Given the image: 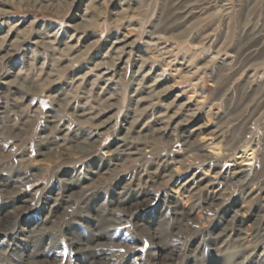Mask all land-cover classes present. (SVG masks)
Returning <instances> with one entry per match:
<instances>
[{
	"label": "rangeland",
	"instance_id": "1",
	"mask_svg": "<svg viewBox=\"0 0 264 264\" xmlns=\"http://www.w3.org/2000/svg\"><path fill=\"white\" fill-rule=\"evenodd\" d=\"M9 1L0 0V264H264V0H184L181 17L174 0ZM116 38L127 45L119 84L94 66ZM41 39L52 47L33 43ZM139 59L152 65L140 86L130 80L148 70L136 71ZM155 78L159 96L145 87ZM186 101L192 116L164 129L158 114ZM82 106L100 118L79 116ZM135 118L128 139L142 161L153 147L172 156L164 187L146 164L158 192L145 207L134 201L136 181L122 187L128 170L113 151ZM97 121L107 123L94 159L73 164L70 147L87 146ZM230 174L228 187L217 184ZM183 191L200 207L179 222L173 201L186 210L196 198L184 203ZM120 209L121 222L104 219ZM168 209L174 230L165 234ZM199 209L212 214L202 240L192 232Z\"/></svg>",
	"mask_w": 264,
	"mask_h": 264
},
{
	"label": "bare ground",
	"instance_id": "2",
	"mask_svg": "<svg viewBox=\"0 0 264 264\" xmlns=\"http://www.w3.org/2000/svg\"><path fill=\"white\" fill-rule=\"evenodd\" d=\"M33 1H34V3L39 2V0H33ZM185 1L184 0H174V2L172 4V6H173V11L172 12H174L175 17H181L182 15H186L187 14L186 13L187 12V10H186V6H187L186 4L187 3L184 4ZM8 2H10V1L9 0H5V3H8ZM173 19H175V18H173ZM172 25H173V22H172ZM170 26H171V24H170ZM42 39H44V38H42ZM42 39L40 41L39 40H35L33 43L36 44V45L40 44L41 46L52 47L50 45L53 44V41H44ZM122 43H123V39L116 38L112 42V45L110 46V51H111L110 52V56L106 58L107 55H104L103 58L100 61L96 62L95 65H94L95 68L98 69L97 70L98 76L104 78L106 80V82L107 81L113 82L114 79H116V82L114 81L115 82L114 84H116V83L119 84L120 82H122L124 80L125 73L121 74V73L118 72L119 71V68H118L119 66L118 65L122 62V53L125 52V48L127 46L126 44H122ZM71 49H72V46L69 47V50H71ZM241 52H242V50H240V52L239 51L237 52V54H238L237 57H239L241 55ZM127 54H130V53L127 52ZM75 57H76V59L78 58V56L76 54L73 55L72 58L74 59ZM123 63H125V68L128 67L127 60L123 61ZM105 65H106V67H104ZM179 66L180 67H184V64L183 63H179ZM146 67H148L147 59L140 60L136 71L138 72V71H140V70H142V69H144ZM151 69H152V65L148 67V70L144 73L142 78H139V79L136 78L135 75L131 74L130 75V80L131 81H135L137 79L136 83L140 86L142 81H143L144 76L145 75L147 76L149 74V72L151 71ZM49 76H51V72H48L46 74V76L44 78V80H45L44 82L49 81V78H48ZM83 76L85 77V74ZM83 76H82L80 82H78L76 86H79V85L82 84L81 81H83V78H84ZM156 76H158V75H156ZM146 78H148V77H146ZM33 81H34L35 86L40 87V88H41V86H43L45 84L43 81L42 82L39 81L38 78L34 79ZM96 83H97V80H95V78L92 79L89 82L85 81V84H89V87H88L89 91H92L94 89V87L96 86ZM158 86H160V81H159L158 78L157 79L155 78L153 83L145 85V87H148L150 89V91H153L154 92L153 95H156V96H159L160 92H161V91L157 90ZM23 88L24 87H23L22 84L17 86V89H19V90L23 89ZM102 89L103 90H102L101 94L103 96L106 92H108L111 89V83L107 86L106 89H104V87H102ZM102 96L100 97V95L97 94L95 99L99 100V99L102 98ZM150 96H152V95H150ZM114 98L115 97H114V95L112 93V94H109V96L106 97L104 99V101H106V103H107L108 100L114 99ZM188 99H190V98H188ZM85 104H86V102H85ZM113 105H114L113 103H107L106 104V108L110 109ZM169 106L170 105H167L166 108H168ZM189 108H190L189 101L182 102V103H180V105L177 108H175L171 112L159 113L158 114V120L161 121V124H163V127L165 129L169 125V122L173 121L175 118H180V116H182V115L184 117L187 116V115L192 116V112L188 114V112L190 111ZM80 109H81V113L79 114V116L80 115L81 116H83V115L89 116L86 119H88V118H90V119H99L100 118V114L99 113H96V114H92L90 112L88 113L87 111H85V107L84 106H82ZM142 112H144V110ZM184 113H187V114H184ZM137 120H138V118L133 119L132 122H131V125L129 126V128H127V130L125 129L126 130V134L121 137V139H120L121 143L118 144L113 149V151H114V153L116 155L119 156L117 161L118 160L122 161V163L127 167V170H128L126 175H123L127 179H125V182L122 185V187H124V186L126 187V186L132 184L131 183L132 181L133 182L136 181L137 184L135 185V190L137 191V189L139 187H142V190L138 189L137 195L135 193L134 197H136V198L133 197L134 201L138 205L142 203L140 206L145 207L150 202V199L153 198V197H151L152 193L157 191V187L154 188V186H153V183L157 181L156 176H153L152 173L147 170L146 164L150 161L151 164L155 165L156 170H160V173H162L161 179L162 178H167L163 183L159 184L161 187H164L163 186L164 183L172 178V171H169V172L166 173L167 163L172 158V156H169L168 152H166L164 148L160 149L159 151H157V150L154 151V147H153V152L150 153L151 157L152 156L153 157L150 158V159H146V158L143 157L144 161H142V153L139 151V148H138L139 144L135 140H129L128 139L129 132H130L133 124H135V122H137ZM182 120H187V119H182ZM178 122H181V120L177 121V123L174 125V127H173V128H175L174 130H176L177 126L179 124H181V123H178ZM79 123H80V125H85L86 121L82 120ZM106 123H107V121H104L103 123L98 122V121L97 122H92L94 130H93V132L90 131V133H89L91 135L90 138H92V139H89V141L88 140H84V142L87 144V146H83V147L82 146H75V147H70L69 146L71 151H73V154H75V156L77 155V157L73 160V164H76V163L83 164V163H87L91 158L94 159V157H92V156L97 151L98 147L100 146L98 137L103 134L102 132H100V130L103 127L106 126L105 125ZM247 123H249V122H242V125H244V124L246 125ZM52 127L56 128V126H52ZM187 135L191 136V133H188ZM68 140H71V138H68ZM47 141L50 143V145H56L57 144L56 141L53 140L52 138L51 139L48 138ZM186 141L188 142L189 139L188 140L186 139ZM151 146H152V144H151ZM214 149L218 150L219 147L214 148ZM58 152H59V156H61L63 159L68 157V156H64V155H67L66 153H63V152L60 153V150ZM208 155L210 156V154H208ZM193 156L199 157L200 155H198L197 153H194ZM88 163H90V162H88ZM193 176H194V173L192 174V177ZM233 176H234L233 174L225 175V177H223V182L217 183V184L218 185L219 184H224V185H226V187H228L229 184L227 185V183H231L230 181H231ZM147 180H149L150 188H145V187H148V186H146L147 182H148ZM230 186H232V185H230ZM184 189H186V187ZM184 193H186V195H184ZM142 195H143V198H142ZM181 195H182V199H184V203L186 201L190 200V199H193L194 197H196V198H195V201H192L191 207L189 209H186V210L184 209V206H182V205H180L178 203V201H176V200L173 201V206H172L171 209L176 213L175 216L177 218H179V220H178L179 222L184 220V218H189V217L192 216V214H191L192 212L191 211L193 209H197V208L200 207V199H201L200 196H198L195 192H191V191H183L181 193ZM254 198L255 197L253 195L252 196L249 195L248 196V201H251ZM167 211L168 212H166L165 215L162 216L163 223L166 225V228L164 230L165 234H167V233L169 234L170 231L173 232V230H174V229H172V227H170L171 225H170V223H169V221L167 219V214L169 213L170 210L168 209ZM123 213H124V210H121V209L117 210V211H113V212L108 213L104 219L110 221V224L114 223V221L115 222H121V220L124 217ZM210 215L212 216L211 213L209 215L205 216L201 209H199L198 212H197L198 223H196L194 229H192V232L195 231V234L198 235V236L201 233V236H202V237L200 236L201 240L203 239V234L205 232V231H203L204 227H203V224H201V222L202 221L210 222L211 221V219L209 217ZM202 216H204L203 219H202ZM183 233H184L183 236H181L180 238L183 240V242H186V243L189 242L190 238H188V237H189V234L191 233V229L190 230L186 229L185 231H183Z\"/></svg>",
	"mask_w": 264,
	"mask_h": 264
},
{
	"label": "snow or ice",
	"instance_id": "3",
	"mask_svg": "<svg viewBox=\"0 0 264 264\" xmlns=\"http://www.w3.org/2000/svg\"><path fill=\"white\" fill-rule=\"evenodd\" d=\"M120 251H123V249H121Z\"/></svg>",
	"mask_w": 264,
	"mask_h": 264
}]
</instances>
